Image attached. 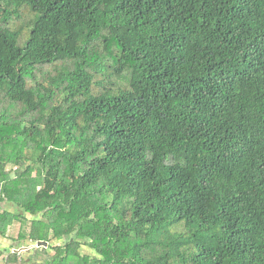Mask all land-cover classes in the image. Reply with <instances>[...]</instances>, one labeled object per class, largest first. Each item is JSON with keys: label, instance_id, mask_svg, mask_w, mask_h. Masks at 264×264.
Masks as SVG:
<instances>
[{"label": "trees", "instance_id": "trees-1", "mask_svg": "<svg viewBox=\"0 0 264 264\" xmlns=\"http://www.w3.org/2000/svg\"><path fill=\"white\" fill-rule=\"evenodd\" d=\"M0 235L264 264V0H0Z\"/></svg>", "mask_w": 264, "mask_h": 264}, {"label": "rangeland", "instance_id": "rangeland-1", "mask_svg": "<svg viewBox=\"0 0 264 264\" xmlns=\"http://www.w3.org/2000/svg\"><path fill=\"white\" fill-rule=\"evenodd\" d=\"M17 228H18V225L17 226H14V227H12V226H10L9 227V233H11V234H14V236L16 235V232H17ZM3 240H6L5 239V237H2L1 235H0V241H3ZM8 240V239H7ZM9 241V240H8ZM9 243H11V241H9ZM16 244H19L17 247H15V249H18V248H20V247H22V246H24V247H26V248H24L23 250L26 252V255H28V253H29V250H31V248H34L36 245L35 244H29V243H27V242H25V243H23V242H16ZM22 250V249H21ZM6 251L7 252H12L13 250H11L10 248H9V246H7L6 247ZM82 251L84 252V253H86V252H89L88 250L86 251V249H84V248H82ZM18 252H20V250H18L17 251V253Z\"/></svg>", "mask_w": 264, "mask_h": 264}, {"label": "crops", "instance_id": "crops-1", "mask_svg": "<svg viewBox=\"0 0 264 264\" xmlns=\"http://www.w3.org/2000/svg\"><path fill=\"white\" fill-rule=\"evenodd\" d=\"M5 239L6 240H3V241H0V250H3V251H6V247L7 246H9V248L11 249V250H13V249H15V247H17L19 244H16V242H13V241H11V240H9L8 238H6L5 237ZM11 241V243H9V241ZM10 246H15L14 248H11ZM22 247H24V246H22ZM21 248V247H20ZM8 253H12V252H7L6 251V254H8ZM20 253H26L25 251H21V252H19L18 254H20ZM0 264H3V262H2V260H0Z\"/></svg>", "mask_w": 264, "mask_h": 264}, {"label": "water", "instance_id": "water-1", "mask_svg": "<svg viewBox=\"0 0 264 264\" xmlns=\"http://www.w3.org/2000/svg\"><path fill=\"white\" fill-rule=\"evenodd\" d=\"M35 247H46L48 245L47 241H37ZM26 247H21V249L23 250ZM14 251H18V250H14Z\"/></svg>", "mask_w": 264, "mask_h": 264}, {"label": "built area", "instance_id": "built-area-1", "mask_svg": "<svg viewBox=\"0 0 264 264\" xmlns=\"http://www.w3.org/2000/svg\"><path fill=\"white\" fill-rule=\"evenodd\" d=\"M14 250H20V252H21V251H24V250H21V248H18V249H13L12 253H13V252L17 253V251H14ZM18 253H19V252H18Z\"/></svg>", "mask_w": 264, "mask_h": 264}]
</instances>
